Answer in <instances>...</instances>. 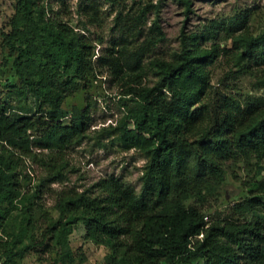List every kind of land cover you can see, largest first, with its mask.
<instances>
[{"label": "trees", "instance_id": "trees-1", "mask_svg": "<svg viewBox=\"0 0 264 264\" xmlns=\"http://www.w3.org/2000/svg\"><path fill=\"white\" fill-rule=\"evenodd\" d=\"M181 1L189 14L191 1ZM154 9L149 4L131 16L119 13L115 20L120 36L94 61L96 46L89 37L52 16L41 0H17L8 34L17 54L16 74L24 85L16 95L31 93L40 103L35 114L25 115H12L0 105V142L30 157L33 144L59 156L41 160L48 178L34 192L22 194L15 170L19 162L0 154L1 264H21L29 252L51 248L58 250L60 261L71 262L70 236L79 225L86 237L112 250L108 264H158L162 259L168 264H264V222L206 221L203 208L185 207L196 186L197 197L205 198L202 190L212 194L214 184L208 181L225 179L226 161L251 154L264 159V98L243 105L233 96L208 92L206 67L218 57L219 47L202 48L198 42L216 36L212 27L207 37L184 31L182 49L170 59H150L146 69V57L164 38L157 21L144 35L147 15ZM98 12L95 4L81 8L90 24L98 22ZM234 44L231 55L242 70L264 75V32L236 37ZM149 73L158 78L153 86L147 81ZM104 75L132 103L126 104L128 114L119 125L105 133L124 150H138L147 158L141 191L116 177L82 193L62 191L56 205L59 218L46 217L47 224L35 233L43 188L65 179L61 154L86 139L90 128L88 109L76 106L70 125H63L64 101L90 91L91 77ZM18 199L20 207L15 205ZM235 208L258 213L264 203L249 197Z\"/></svg>", "mask_w": 264, "mask_h": 264}, {"label": "rangeland", "instance_id": "rangeland-1", "mask_svg": "<svg viewBox=\"0 0 264 264\" xmlns=\"http://www.w3.org/2000/svg\"><path fill=\"white\" fill-rule=\"evenodd\" d=\"M191 12L181 0H41L52 16L69 24L75 33L89 37L95 44L94 61L106 49L113 38L120 36L116 27V17L133 15L139 9L154 4L157 9L147 15L143 27L144 35L152 32L157 21L163 31L164 38L149 53L144 64L148 69L150 59L161 57L170 59L182 49L183 32L198 33L207 37V28H213L217 34L206 41H199L202 48L219 47V55L208 64L206 69L210 78L208 92L233 96L243 105L250 99L264 98V75L255 70H242L237 57L232 58L234 39L242 35L258 36L264 32V0H190ZM95 4L99 9V20L90 24L89 18L81 13L85 5ZM17 0H0V105L6 106L12 115L36 113L40 103L31 94L25 97L16 95L23 88V81L16 74L14 60L16 53L11 51L8 34L13 30V18L16 15ZM144 39L141 38L140 42ZM229 52H226V51ZM232 58V59H231ZM149 71V70H148ZM157 77L148 74V84L153 86ZM129 96H123L121 89L110 76L91 77V90L79 91L69 96L63 104L66 117L63 125H70L73 107L86 108L90 114V128L87 138L63 151L61 164L65 179L48 183L43 188L42 197L35 212V233L47 224L46 217L59 218L56 205L62 191L74 190L82 193L91 189L102 179L121 178L131 184L137 192L142 188V177L148 163L144 154L132 149L126 151L121 143L115 141L105 130L115 128L127 116L126 104L131 106ZM33 139V137L31 138ZM33 141V140H31ZM34 155H24L21 151L11 148L7 143L0 142V154L5 157L14 156L18 161L15 170L20 174L22 194L34 192L48 174L42 159L58 157L56 150L43 149L32 145ZM42 160V161H41ZM226 177L221 182H211L212 194L205 193V198L197 197L195 187L193 197L185 201V207L203 208L206 221L216 219L233 221L264 222V208L254 213L250 210H236L235 205L249 197H260L264 203V159L256 155L226 161L224 165ZM214 182V183H212ZM203 186H201L202 188ZM15 205L21 206L20 200ZM10 207V205L8 204ZM14 207V206H13ZM19 209H13L14 215ZM201 238V235L200 237ZM74 252L71 262L60 261L58 250H39L29 252L21 264H108L111 249L102 243L86 237L83 225L77 226L70 236ZM1 264V260H0ZM158 264H168L160 260ZM195 264H205L199 260Z\"/></svg>", "mask_w": 264, "mask_h": 264}, {"label": "built area", "instance_id": "built-area-1", "mask_svg": "<svg viewBox=\"0 0 264 264\" xmlns=\"http://www.w3.org/2000/svg\"><path fill=\"white\" fill-rule=\"evenodd\" d=\"M200 237V236H199ZM201 237H202V235H201Z\"/></svg>", "mask_w": 264, "mask_h": 264}]
</instances>
